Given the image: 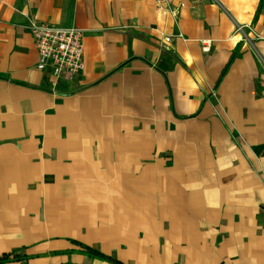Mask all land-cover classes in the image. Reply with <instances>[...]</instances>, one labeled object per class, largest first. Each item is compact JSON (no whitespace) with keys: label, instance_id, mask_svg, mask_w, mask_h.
Here are the masks:
<instances>
[{"label":"crops","instance_id":"0c3cea01","mask_svg":"<svg viewBox=\"0 0 264 264\" xmlns=\"http://www.w3.org/2000/svg\"><path fill=\"white\" fill-rule=\"evenodd\" d=\"M31 20L84 32L82 75ZM89 251L264 264V0H0V264Z\"/></svg>","mask_w":264,"mask_h":264},{"label":"built area","instance_id":"2783aa9c","mask_svg":"<svg viewBox=\"0 0 264 264\" xmlns=\"http://www.w3.org/2000/svg\"><path fill=\"white\" fill-rule=\"evenodd\" d=\"M160 10L168 11L173 0H154ZM239 27L238 30H242ZM29 32L39 55L37 68L50 73L56 81L74 79L85 70L84 32L31 20ZM209 48H205L208 50Z\"/></svg>","mask_w":264,"mask_h":264},{"label":"trees","instance_id":"16d2710c","mask_svg":"<svg viewBox=\"0 0 264 264\" xmlns=\"http://www.w3.org/2000/svg\"><path fill=\"white\" fill-rule=\"evenodd\" d=\"M89 254L91 256L98 257V258L103 259V260H109L112 264H122L121 262H119L117 260L109 259L108 257H105L104 255L99 254L98 252H95V251H89ZM1 262H2V260H0V263Z\"/></svg>","mask_w":264,"mask_h":264}]
</instances>
